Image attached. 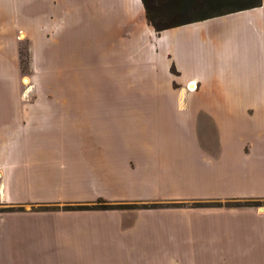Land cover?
I'll return each instance as SVG.
<instances>
[{"label":"crops","instance_id":"obj_1","mask_svg":"<svg viewBox=\"0 0 264 264\" xmlns=\"http://www.w3.org/2000/svg\"><path fill=\"white\" fill-rule=\"evenodd\" d=\"M50 1L67 6L73 49L86 11L87 40L110 48L83 64L100 95L94 80L82 102L74 56L57 68L58 103L34 98ZM185 26L156 34L139 0H0V208H23L0 213V264H264V207H191L264 200V0ZM98 199L164 206L31 209Z\"/></svg>","mask_w":264,"mask_h":264},{"label":"rangeland","instance_id":"obj_2","mask_svg":"<svg viewBox=\"0 0 264 264\" xmlns=\"http://www.w3.org/2000/svg\"><path fill=\"white\" fill-rule=\"evenodd\" d=\"M58 6H59V10H57ZM65 7H67V6L64 4V2H57V1H50L49 2V8H50L49 24H50V26H49V32L47 33L49 43H48V56H47V60L45 61L46 63H48V72H49L48 74L49 75L46 78H44L43 80H39L34 86V89L37 90V91H34V96L35 95L37 96L34 98L39 99V101L43 100V103H58L59 96L57 94V89L60 87H58L59 81H57V68L63 69L65 67V65L67 66L68 61L66 59L72 58L74 56L80 57L81 62H82V68L80 66V69H79V71H80L79 72L80 89L82 91L81 100L83 102V101H86L88 99H91L88 95H92L91 92H92L93 88H95V86L93 85L94 80H95L96 87H97V84L99 83V79H97V77L95 76V74H98L99 72H95V71L91 72L90 70H88L87 66L83 67V64L88 65L87 60H88L89 50L93 52V54H92L93 56H98V57H102V58H107V56H109V53H110V48L106 47L103 43H100L98 41L97 42H95V41L89 42V40H87V36H88V30L87 29H88L89 24L87 22V26L86 25L84 26L85 29L87 28L85 30V29H83V24H84L83 21L84 20L90 21V18L88 17L89 11L85 12L86 13L85 18H82V17L80 18V21H81L80 25H82V32H81V36H80V40H81L80 48H75V49L72 48V46L68 43L69 41H71L72 33L70 31H69L70 33L67 31V30H69L68 25L71 26L70 21H72L71 20L72 17H68V15H66L67 12H66ZM58 14H60V15H58ZM230 15H232V14H228V15H224V16H230ZM145 21H146V19H145ZM146 24H147V22H146ZM192 24H194V23H192ZM147 26H149V25L147 24ZM185 27L186 26L178 27L177 29L175 28L170 33V35L172 36V40H174V39L177 40L180 37H183L184 35H189L191 33V29H189V28L186 29ZM156 34H159V33H156ZM166 36H169V34H167ZM17 39L20 42L19 43L20 44V46H19L20 65H21L22 71H24L25 69L28 68V63L30 61L29 42L25 38L20 39L19 37H17ZM167 39H168V41H172L169 38H167ZM66 40H68V42ZM125 48L126 47H123V46L118 47V48H113L112 49L113 54L110 55V58L118 59V57L122 56V55H119L120 52L125 51ZM35 55H36V62H37L36 66H37L38 72H40L41 60L43 58L41 49L38 48L35 51ZM123 55H125V54H123ZM111 62H113L114 64H115V62L120 63L119 61H116V60H112ZM63 64H65V65H63ZM170 72L173 75H177L174 67L170 68ZM129 73H132V72L129 71ZM24 78H25V76H22V79H24ZM23 85L25 87L27 86V88H29L31 86V83L28 82L27 85H25V84H23ZM171 85L174 89H177L180 87L179 85L175 84L174 82ZM184 87L187 90L188 84ZM27 88H25V89H27ZM194 89H195V86H194ZM93 91L96 93L98 92L99 93L98 95L101 94V90L99 87L95 88ZM84 93H85V95H84ZM99 99H101V98H99ZM98 200H100V199H98ZM198 203H203V202H198ZM115 204H120V203H115ZM47 206H52V205H47ZM39 207H46V206H39ZM259 207H263V206H259ZM34 209H38V207L34 208ZM38 210H40V209H38Z\"/></svg>","mask_w":264,"mask_h":264},{"label":"trees","instance_id":"obj_3","mask_svg":"<svg viewBox=\"0 0 264 264\" xmlns=\"http://www.w3.org/2000/svg\"><path fill=\"white\" fill-rule=\"evenodd\" d=\"M147 24L155 33L245 11L260 6L261 0H140ZM173 70V69H172ZM161 204H115L97 200L89 204L38 207L41 211L135 210L163 207ZM180 207V204H172ZM264 207V200H230L223 203H193L191 207ZM32 210H38L31 208ZM22 207L0 208L2 212L22 211Z\"/></svg>","mask_w":264,"mask_h":264},{"label":"bare ground","instance_id":"obj_4","mask_svg":"<svg viewBox=\"0 0 264 264\" xmlns=\"http://www.w3.org/2000/svg\"><path fill=\"white\" fill-rule=\"evenodd\" d=\"M24 80H25L24 83H26L27 80H26V79H24ZM189 89H190V90H193V89H194V85H193V84H190Z\"/></svg>","mask_w":264,"mask_h":264},{"label":"built area","instance_id":"obj_5","mask_svg":"<svg viewBox=\"0 0 264 264\" xmlns=\"http://www.w3.org/2000/svg\"><path fill=\"white\" fill-rule=\"evenodd\" d=\"M190 83H188V85H189ZM195 86V85H194ZM188 91H190V89H187Z\"/></svg>","mask_w":264,"mask_h":264},{"label":"water","instance_id":"obj_6","mask_svg":"<svg viewBox=\"0 0 264 264\" xmlns=\"http://www.w3.org/2000/svg\"><path fill=\"white\" fill-rule=\"evenodd\" d=\"M25 81V80H24Z\"/></svg>","mask_w":264,"mask_h":264}]
</instances>
